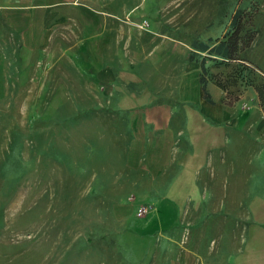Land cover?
<instances>
[{"label": "crops", "instance_id": "1", "mask_svg": "<svg viewBox=\"0 0 264 264\" xmlns=\"http://www.w3.org/2000/svg\"><path fill=\"white\" fill-rule=\"evenodd\" d=\"M146 2L0 0V45L17 48L12 61L35 82L36 64H50L45 88L58 89L52 95L65 94L67 78L77 80L78 112H93L92 189L136 262L264 264L256 169L244 183L237 168L225 166L238 133L264 120L246 117L245 97L225 103L210 82L205 98L189 45L154 22L137 27ZM5 54L0 78L13 69ZM251 137L259 152L260 136ZM139 204L147 207L141 217Z\"/></svg>", "mask_w": 264, "mask_h": 264}, {"label": "rangeland", "instance_id": "2", "mask_svg": "<svg viewBox=\"0 0 264 264\" xmlns=\"http://www.w3.org/2000/svg\"><path fill=\"white\" fill-rule=\"evenodd\" d=\"M147 2L137 27L154 22L161 33L189 47L193 39L221 37L233 12L246 11L255 37L245 56L264 76V0ZM0 53L17 59L12 45H0ZM10 63L12 72L0 78V264H141L120 237L121 228L110 221V208L100 207L101 192L92 189L93 112H78L77 80L67 78L65 94L52 95L58 89L48 93L45 88L50 64H36L41 77L35 82L32 74L21 72L18 61ZM208 64L211 73L225 71ZM53 66L62 70L61 63ZM240 92L236 102L245 97L246 117L264 120L254 89L246 86ZM249 131L238 133L241 139L231 145L225 166L237 168L244 183L255 167L264 192V125ZM253 135L260 136L259 152Z\"/></svg>", "mask_w": 264, "mask_h": 264}, {"label": "trees", "instance_id": "3", "mask_svg": "<svg viewBox=\"0 0 264 264\" xmlns=\"http://www.w3.org/2000/svg\"><path fill=\"white\" fill-rule=\"evenodd\" d=\"M251 22L252 17L246 11L235 10L221 37L192 40L190 59L199 65V82L205 98L209 99L206 92L209 82L224 92V102L229 105L238 100L241 89L249 86L254 89L264 110V76L259 75L245 56L255 37ZM208 63L225 71L211 73Z\"/></svg>", "mask_w": 264, "mask_h": 264}, {"label": "built area", "instance_id": "4", "mask_svg": "<svg viewBox=\"0 0 264 264\" xmlns=\"http://www.w3.org/2000/svg\"><path fill=\"white\" fill-rule=\"evenodd\" d=\"M146 211H147V207H144V206H141L139 209H138V215L139 216H142V215H144L145 213H146Z\"/></svg>", "mask_w": 264, "mask_h": 264}]
</instances>
